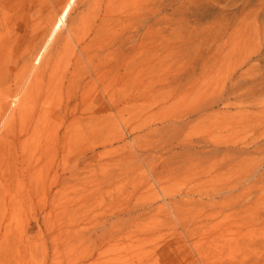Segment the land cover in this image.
I'll return each mask as SVG.
<instances>
[{
	"label": "rangeland",
	"instance_id": "obj_1",
	"mask_svg": "<svg viewBox=\"0 0 264 264\" xmlns=\"http://www.w3.org/2000/svg\"><path fill=\"white\" fill-rule=\"evenodd\" d=\"M0 264H264V0H0Z\"/></svg>",
	"mask_w": 264,
	"mask_h": 264
},
{
	"label": "bare ground",
	"instance_id": "obj_2",
	"mask_svg": "<svg viewBox=\"0 0 264 264\" xmlns=\"http://www.w3.org/2000/svg\"><path fill=\"white\" fill-rule=\"evenodd\" d=\"M172 3H174V2H171V3H168L167 5H170V6H173L174 4H172ZM192 139V138H191ZM198 140H201V139H198ZM201 141H203V140H201ZM184 142V141H183ZM182 142V147L181 148H183V150H184V148H186V147H191V146H193V148L196 146V142L194 141V140H189V142L186 144V140H185V143H183ZM206 142V145L208 146L209 144H208V141H205ZM199 143V142H198ZM197 143V144H198ZM205 145V146H206ZM214 146L212 147V148H208L207 150L206 149H204V150H206V152H215V153H217V152H219L220 151V149H219V143L217 144V143H214L213 144ZM181 146V145H180ZM191 149V148H190ZM196 149V148H195ZM198 149V148H197ZM187 150V152H188V149H186ZM185 150V151H186ZM193 150V149H192ZM191 150V151H192ZM184 151V152H185ZM195 151V150H194ZM196 151H198V150H196ZM183 152V151H182ZM190 152V151H189Z\"/></svg>",
	"mask_w": 264,
	"mask_h": 264
}]
</instances>
